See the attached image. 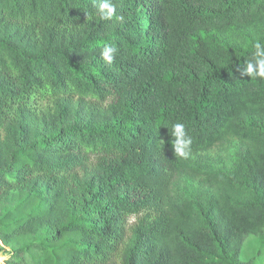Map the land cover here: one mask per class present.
Listing matches in <instances>:
<instances>
[{"label":"trees","instance_id":"16d2710c","mask_svg":"<svg viewBox=\"0 0 264 264\" xmlns=\"http://www.w3.org/2000/svg\"><path fill=\"white\" fill-rule=\"evenodd\" d=\"M112 2L123 21L96 0H0V254L256 264L241 255L264 235V79L241 73L264 0Z\"/></svg>","mask_w":264,"mask_h":264},{"label":"clouds","instance_id":"9594fccd","mask_svg":"<svg viewBox=\"0 0 264 264\" xmlns=\"http://www.w3.org/2000/svg\"><path fill=\"white\" fill-rule=\"evenodd\" d=\"M97 15L101 20L123 21L124 17L117 13L116 5L112 0H96ZM91 17L87 13V21ZM252 59L246 62L241 75L250 76L253 81L264 79V42L257 39L254 43ZM118 49L113 45H105L101 49L102 59L111 64L116 57ZM170 135L173 137L171 143L176 157L187 158L191 152L192 137L188 135L183 123L177 122L171 125ZM7 256L0 254V264H4Z\"/></svg>","mask_w":264,"mask_h":264},{"label":"rangeland","instance_id":"374dc122","mask_svg":"<svg viewBox=\"0 0 264 264\" xmlns=\"http://www.w3.org/2000/svg\"><path fill=\"white\" fill-rule=\"evenodd\" d=\"M218 152L223 154L221 151ZM241 257L244 260L252 257L255 258L256 264H264V235L260 236V238L254 235H248ZM4 264H6L5 260Z\"/></svg>","mask_w":264,"mask_h":264}]
</instances>
